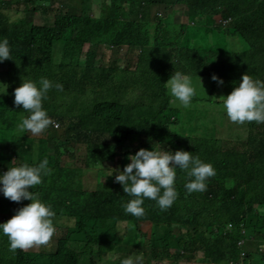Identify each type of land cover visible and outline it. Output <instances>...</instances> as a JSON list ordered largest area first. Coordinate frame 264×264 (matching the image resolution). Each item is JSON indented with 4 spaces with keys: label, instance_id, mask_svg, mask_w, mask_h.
<instances>
[{
    "label": "trees",
    "instance_id": "obj_1",
    "mask_svg": "<svg viewBox=\"0 0 264 264\" xmlns=\"http://www.w3.org/2000/svg\"><path fill=\"white\" fill-rule=\"evenodd\" d=\"M35 1L8 0L15 7L31 6L23 10L26 22L22 23L32 24L34 17L43 19V25H32L29 33L20 27L10 28L0 14V38L8 39L12 53V58L4 60L9 67L11 84L24 78L35 81L40 77L61 83L63 89H51L43 107L51 110H47L50 116L60 118L62 109H66L67 116L73 109L87 112L101 127L100 133L108 132L112 138L109 144L103 145L104 153L112 149L113 155L119 158V168L130 162L124 156L132 150L161 146L168 136L163 145L165 150L192 152L216 170V174L206 181V191L187 193L183 187L186 173L177 168L175 187L178 196L172 206L162 211L155 201L145 199V214L137 218L124 212L122 204L129 196L123 193L122 186L114 178L108 185L82 191L81 166L74 162L65 165L69 156L57 154L60 140L70 144V138L78 139V134L75 136L73 132L75 129L66 125L60 131H53L54 134H46L39 139L40 152L35 154V145L29 144L33 140H26L16 131L17 123L11 128L13 125L4 122L8 119L0 116V173L7 167L38 162L45 157L49 161L48 167L62 164L60 189L41 186L29 189L42 201L59 207L53 221L56 227L71 226L66 237L58 238L53 251L45 257H37L38 264H81L82 261L84 264H119L121 258L134 252L142 253L143 264L165 260L177 264L183 261L254 264L257 257L259 264H264V213L254 212L253 216L247 217L237 201H233L228 210V205L215 200L219 189L237 192L246 178L247 166L249 172L253 166L264 165V123L230 121L219 100L231 92L234 82L238 83L242 74L264 81V0H93L99 4L100 17L84 14L65 18L64 15L74 13L66 0L62 11L51 19L53 28L47 27L51 20L46 15L45 4L38 6ZM78 1L84 5L89 0ZM176 10L179 12L175 20ZM15 11L20 12L17 8ZM224 21L228 23L224 25ZM223 36L237 38L243 47L217 50V41ZM59 42L63 43L59 52L65 61L52 52L53 45ZM77 45L90 46L89 51L104 45L114 54L134 52L138 73L126 77L123 73L129 68H123L116 75H108V69L103 66L91 70L89 51L83 53ZM74 61L79 68L65 67L68 64L64 62ZM109 70L114 72L115 68ZM174 70L188 73L192 80L205 79L201 96L196 94L188 108L171 104L173 98L165 83ZM212 74L223 83L217 84L210 79ZM133 87L142 93L141 98L138 94L136 102L140 98L146 105L125 99ZM66 94L74 96L75 100L65 104ZM13 100V94L1 99L3 109L7 106L9 109L12 104L17 110L26 112ZM155 104L162 105L157 113H153ZM171 109L176 112L164 115V111ZM156 122L163 132L160 135L149 130ZM128 124L136 129L132 135L119 128ZM136 136L139 137L137 143ZM127 139H131L132 145L122 144ZM80 146L84 144L80 143ZM48 148L56 154H44ZM73 157L72 154L70 158ZM85 159L87 162L88 154ZM83 162L81 157L79 164ZM50 170L43 177L46 182L56 178L57 169ZM14 204L4 196L0 197L3 219L13 215ZM260 206L257 210L264 212V204ZM143 222L149 224L147 230L142 229ZM228 223L233 228L225 232ZM241 226H244V233ZM107 233L109 236L104 237ZM241 239L258 244L259 253H247L241 260L240 252L244 249L237 246ZM199 253L204 260L197 257ZM115 254L119 256L118 260H108L107 256ZM16 264H25L23 254Z\"/></svg>",
    "mask_w": 264,
    "mask_h": 264
},
{
    "label": "clouds",
    "instance_id": "obj_2",
    "mask_svg": "<svg viewBox=\"0 0 264 264\" xmlns=\"http://www.w3.org/2000/svg\"><path fill=\"white\" fill-rule=\"evenodd\" d=\"M227 23L223 22L224 25ZM9 58H12L9 41L6 37L0 38V62ZM210 79L217 84L223 83L215 74H212ZM199 84L201 85L200 78ZM234 84L230 93L220 97L222 109L228 119L237 124L246 121L264 123V81L253 79L245 73L241 75L239 82ZM165 85L171 97L179 102L177 107L188 108L192 104L196 88L188 73L174 70ZM53 88L62 90L63 85L47 77H40L35 81L30 78L21 79L20 85L13 89V103L22 105L26 111L19 112L22 115L16 121V131L26 140H33L31 142L34 144L35 138L27 137V132L33 135L41 134V137L45 133L54 134L53 131H57L53 128L56 124L52 121V116L43 107V101L47 100L48 93ZM62 129L60 127V130ZM127 159L130 162L124 165L122 171L119 167L113 169L114 180L122 186L123 193L129 196L122 204L124 212L137 218L145 214V199L155 201L162 211L172 206L178 196L175 187L177 168L186 173L183 187L187 193L206 191V181L216 174L210 163L183 149L171 151L159 146L151 147V150L141 148L134 155L129 154ZM48 165L49 161L45 157L38 162L34 160L33 163L23 162L7 167L6 171L0 173V197L4 196L15 202L13 215L7 220H0V235L7 237L10 251L20 249V253L24 255L23 249L45 245L55 232L53 218L56 215L52 206L44 203L37 193L29 190L40 185L43 177L50 173ZM25 200L29 203L26 204ZM229 225L231 227L226 228L225 232L232 230V224ZM241 242H245L244 239L237 243L240 248ZM244 256V250H241L240 259ZM119 264H143V255L134 252L121 258Z\"/></svg>",
    "mask_w": 264,
    "mask_h": 264
},
{
    "label": "rangeland",
    "instance_id": "obj_3",
    "mask_svg": "<svg viewBox=\"0 0 264 264\" xmlns=\"http://www.w3.org/2000/svg\"><path fill=\"white\" fill-rule=\"evenodd\" d=\"M66 0H48L47 4L43 0H36L35 3L38 6H41V4H45L43 7L46 8V15L50 18V20L55 16L56 14H59V11H62L63 6L65 5ZM67 4H69L71 7H73L74 13L70 12L69 15H64L65 18H68L69 16H84V14L89 15L91 18L100 17L102 15L99 4L95 3L93 0H89L88 3L82 5L80 1L78 0H67ZM16 8L20 12H16ZM30 5H20L19 7L12 6L8 0H0V14L2 15V19L5 23H7L10 28L11 27H20L23 32H30V29L32 25H43L41 18L34 17L32 19V24L30 23H22L26 22L24 14L26 13L23 10L30 9ZM40 9L36 10L35 12L38 14V11ZM83 13H82V12ZM179 10H176V12L173 14L175 20L177 19ZM61 15H63L61 13ZM140 17V16H139ZM49 28L54 27V22L51 20V22L47 25ZM237 38L234 37H225L223 36L217 41L218 49L220 51H227V50H240L243 47V44L238 43ZM63 46L62 42H59L56 45H53L52 52L55 53L56 56L59 55V58L63 59L64 61L66 59L63 58L61 53L59 52V49ZM78 48L81 50V52L86 53L90 50V46H83V45H77ZM89 59L91 61L90 68L97 69L99 66H103L108 69L106 71L108 75L110 74H118L123 68H129L128 72L123 73L126 77H129L132 73H136L139 69V65L137 66L135 64V53L134 52H117L114 54L113 51L106 49L104 45L101 47L96 46L92 51L88 52ZM131 53V55L127 56V54ZM38 56L40 57V53H38ZM64 64H68L67 66H73L76 69L79 68L77 66V62H64ZM113 64V65H112ZM115 68L114 72H111L109 68ZM9 67L6 61L0 62V100L3 98H8L10 94H13V89L20 85L21 81L16 84L10 83V77L11 75L8 73ZM141 72V71H140ZM138 73V72H137ZM25 76H28L25 72L23 73ZM156 78V77H154ZM205 79H201V85L199 84V79L192 80L193 85L196 88V94L198 96H201V93L204 90V87L206 83L204 82ZM212 88V85L211 87ZM59 95L62 93V91L58 92ZM206 93V91H204ZM139 92L134 90V87L132 89V92H129L125 95V99L135 103L136 97L138 96ZM141 92L139 94V97L141 98ZM169 94V92H168ZM66 102L65 104H70V102H73L75 100V97L70 95H65ZM74 98V100H73ZM78 98V97H77ZM76 98V99H77ZM136 102V104L139 105H146V103H142L140 100ZM173 97H171L172 99ZM87 100V99H86ZM220 100V99H219ZM81 100H78V102ZM143 101H145V97L143 98ZM178 101H176L173 98V101L171 104L174 106L178 105ZM58 104H63L59 103ZM162 105L155 104L153 108V113H157L161 109ZM173 107V106H172ZM175 108V107H173ZM48 111H51L50 109H46ZM61 117L57 115H54L51 119L53 122H55L56 127H53L55 130H60V127L64 128L66 125L69 126L70 129H75L76 131H73L75 136L78 134L77 138H70V144L66 143L64 140H60L57 143L58 147V153L57 154H65L68 157L65 165L71 164V162H74L75 165L81 166V184L84 185L82 191L89 192L88 190H93L97 185H108L109 180L111 178H114V174L109 175L113 173L115 168L119 165V158L117 156L113 155L112 149L108 150V153H104L103 145L109 144L112 141V138L110 137L109 133H100L101 127L99 124H95L93 120L89 117L88 113L83 111L82 109H73L70 112H68V116L66 113V109H62ZM21 110H17L12 104L10 108L8 109V106L3 109V103L0 101V116H2L4 119H8L7 122L10 125H13L11 128H13L16 124L17 119L20 118L22 115ZM173 109L164 111V115L170 116L173 114ZM65 116V118H64ZM9 128L8 130H10ZM96 129L98 131H94L93 129ZM121 131L128 132L129 135L134 134L136 131L135 127L133 125H121L119 127ZM150 131L155 133L156 135L162 134V129L158 127L157 122L154 123L150 128ZM108 131V130H106ZM90 133V134H89ZM69 134H72V131H69ZM96 135L95 137H91L92 135ZM41 134L33 135L30 132L26 133L27 137L35 138V144L33 142H29V144L35 145V154H39L41 143L38 138H44L46 137V133L43 134L40 137ZM164 135V134H163ZM166 140H164L159 147L164 148L163 145H165L167 141V137H165ZM80 139V142H79ZM158 139V138H157ZM139 142V137L136 136V143ZM78 143L77 145H75ZM80 143H83L84 146H80ZM28 143H25V145ZM126 145H132L131 139H127L124 143ZM75 145V146H74ZM157 147V146H156ZM86 148V150H85ZM151 150V148H149ZM185 149V148H184ZM44 154H56L54 151L48 149L44 150ZM73 154V158H70V156ZM86 154H88V159L86 162ZM130 154H135V151H131ZM81 157L84 158L83 164H79ZM124 157H128L124 156ZM16 162L19 163V160L16 159ZM127 162V160H125ZM71 166V165H70ZM123 166L120 168V170H123ZM49 168H55L57 169L56 172V178L55 180L51 182H46L42 179V183L40 185L34 186L32 190H34L36 187H44L50 190H58L60 189V181H61V168L62 164H52ZM111 168V169H110ZM54 179V177H52ZM82 188V187H81ZM217 195L215 196V200L218 202H221L223 204L228 205V210L231 208V204L233 201H237L241 204L242 210L245 212V215L253 216L254 212H260L264 213L262 210H257V208L261 207L260 204H264V165L259 164L256 166H253L250 168L248 172V166L246 171V178L243 181V185L238 188L236 193H232L231 190H225V189H219L216 191ZM261 201V203H260ZM46 204H50L49 202L43 201ZM55 211V214H58V208L52 204H50ZM71 213L76 214L75 211H72ZM2 218V214H0V220ZM55 218H53V221ZM225 220V219H224ZM71 224V223H70ZM98 225H100V221L97 222ZM228 223L226 225V228H230ZM247 224V222H245ZM71 226L67 225L65 227H56L55 226V232L53 233L50 240L45 245H34L30 248L23 249L22 252L24 253V259L25 264H38L39 260H37L38 256L45 257L47 256V253L49 251H53L56 247V241L60 237H66V232H68V229ZM149 227V224L146 222L142 223V229L147 230ZM233 228V225H232ZM231 228V229H232ZM241 232H244V226H241ZM109 233L105 234L104 237H108ZM239 245L244 249V253H250L255 254L259 253L258 250V244L254 242H241ZM20 249H16L14 252L9 250L8 246V240L6 236L0 235V264H16L15 261L19 262L20 258ZM171 254H173V250H171ZM197 257L201 260L203 259V255L199 253ZM108 260L116 261L118 260L119 256L117 254L112 256H107ZM259 259L257 257L256 260L253 261L254 264H259ZM85 262L82 261L81 264H84ZM152 264V262H151ZM153 264H177L173 263L171 260H165L162 263H153ZM180 264H199L197 262H181ZM231 264V263H230Z\"/></svg>",
    "mask_w": 264,
    "mask_h": 264
},
{
    "label": "built area",
    "instance_id": "obj_4",
    "mask_svg": "<svg viewBox=\"0 0 264 264\" xmlns=\"http://www.w3.org/2000/svg\"><path fill=\"white\" fill-rule=\"evenodd\" d=\"M229 227H231V225H229ZM229 229V228H228Z\"/></svg>",
    "mask_w": 264,
    "mask_h": 264
}]
</instances>
